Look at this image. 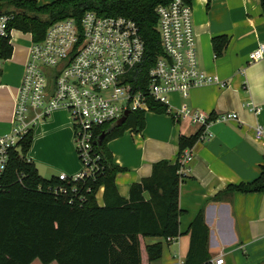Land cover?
I'll list each match as a JSON object with an SVG mask.
<instances>
[{
	"label": "crops",
	"instance_id": "1",
	"mask_svg": "<svg viewBox=\"0 0 264 264\" xmlns=\"http://www.w3.org/2000/svg\"><path fill=\"white\" fill-rule=\"evenodd\" d=\"M36 1L44 5L56 0ZM191 7L199 68L227 85L194 88L186 98L171 94L169 106L175 113L185 107L210 118L232 113L236 119L212 121L208 126L211 139L197 140L190 149L192 161L183 170L185 178L178 191V206L183 211L179 218L180 235L171 241L150 238L144 242L162 246L161 258L152 264H183L190 241L188 227L202 211L209 230L211 264L219 257L223 264H264V193L235 192L217 199L228 186L257 179L264 165V138L257 139L255 133L258 127L264 131V58L249 60V54L264 44V13L259 0H193ZM221 36L228 42L216 55L211 40ZM20 81L21 78L15 92L9 90L10 122H0V135L11 127ZM64 113H52L34 129L26 155L45 179L60 174L72 176L81 170L72 147L69 118L67 115V124ZM143 114L141 130L130 128L107 143L112 163L120 169L115 185L123 199H128L133 184L151 175L155 163L175 161L179 136L190 137L202 127L190 118L176 120L166 112L157 114L150 110ZM102 196L101 187L95 196L99 206L103 205ZM143 197L148 199L146 193ZM30 264L42 263L35 259Z\"/></svg>",
	"mask_w": 264,
	"mask_h": 264
},
{
	"label": "trees",
	"instance_id": "2",
	"mask_svg": "<svg viewBox=\"0 0 264 264\" xmlns=\"http://www.w3.org/2000/svg\"><path fill=\"white\" fill-rule=\"evenodd\" d=\"M170 1L56 0L39 5L36 0H0V15H12L8 28L29 34L34 43L43 40L53 23L67 18L79 23L87 11L131 19L144 41V58L137 73L145 78L161 52L155 31V8ZM183 1L191 4L193 0ZM259 2L264 13V0ZM211 42L214 53L220 55L228 39L215 37ZM12 51L8 38H0V60H9ZM149 107L157 114L165 112L160 104L150 103ZM143 125V112H132L120 127L98 128L93 146L100 156V171L78 185L61 182L57 177L42 178L26 158L33 139L32 132L27 134L18 147L9 152L7 167L0 179V264H30L35 259L42 264L157 262L162 254L161 244L144 241L150 238L171 241L180 235L179 218L183 211L178 206V191L185 178L179 173L180 158L197 142L201 131L190 137L179 136L175 161L155 163L151 175L133 184L128 199H123L115 185L120 169L112 163L107 143L130 128L139 131ZM102 133L104 138L99 144ZM60 187L65 188V193L59 192ZM101 187L103 205L99 206L95 196ZM235 192L264 193V165L257 179L228 186L217 199ZM144 193L148 199L143 197ZM187 232L190 241L183 264H211L209 230L202 211L190 223Z\"/></svg>",
	"mask_w": 264,
	"mask_h": 264
},
{
	"label": "built area",
	"instance_id": "3",
	"mask_svg": "<svg viewBox=\"0 0 264 264\" xmlns=\"http://www.w3.org/2000/svg\"><path fill=\"white\" fill-rule=\"evenodd\" d=\"M155 14L161 52L145 78L137 73L144 58V41L136 23L122 16H100L87 11L79 23L72 18L57 21L47 28L42 41H30L11 129L0 135V179L9 152L59 110L68 114L81 170L57 178L75 185L100 171V156L93 146L96 130L103 125H115L126 111L148 112L150 103L163 105L172 118H190L200 124L199 141L211 139L208 126L212 121L236 119L232 113L210 118L185 107L179 113L172 112L171 94L186 98L194 88L210 85L223 88L227 83L199 68L191 4L172 0L157 6ZM12 19V15H0V38L7 37L11 47L15 30L9 29L8 24ZM263 58L264 44L249 54L251 62ZM255 133L257 139L264 138L262 128H256ZM191 161L190 149H186L180 158V174ZM58 190L65 193L64 187ZM212 264H223L222 257Z\"/></svg>",
	"mask_w": 264,
	"mask_h": 264
},
{
	"label": "rangeland",
	"instance_id": "4",
	"mask_svg": "<svg viewBox=\"0 0 264 264\" xmlns=\"http://www.w3.org/2000/svg\"><path fill=\"white\" fill-rule=\"evenodd\" d=\"M29 36V34H23L15 30L12 34L15 39L12 42L13 54L7 61L0 60V85L3 86L0 88V122H10L12 102L9 90L15 92L22 77L23 66L30 46ZM67 115V113H64L63 119L68 124ZM10 129L7 130L6 134L10 132ZM72 147L75 148L73 144Z\"/></svg>",
	"mask_w": 264,
	"mask_h": 264
},
{
	"label": "water",
	"instance_id": "5",
	"mask_svg": "<svg viewBox=\"0 0 264 264\" xmlns=\"http://www.w3.org/2000/svg\"><path fill=\"white\" fill-rule=\"evenodd\" d=\"M128 115H129V111L124 112V115L119 120H117L115 126L120 127L121 125H123ZM103 138H104V133H102L98 138L99 144L102 142Z\"/></svg>",
	"mask_w": 264,
	"mask_h": 264
}]
</instances>
